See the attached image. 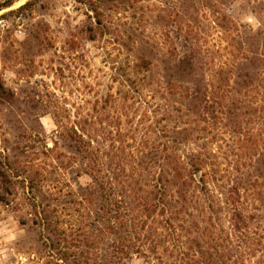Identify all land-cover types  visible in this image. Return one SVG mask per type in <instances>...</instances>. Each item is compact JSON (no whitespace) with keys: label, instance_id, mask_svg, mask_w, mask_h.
<instances>
[{"label":"rangeland","instance_id":"rangeland-1","mask_svg":"<svg viewBox=\"0 0 264 264\" xmlns=\"http://www.w3.org/2000/svg\"><path fill=\"white\" fill-rule=\"evenodd\" d=\"M8 1L0 0V172L13 177L10 203L0 202V264L61 263L63 252L74 251L45 240V217L57 239L71 243L77 233L81 250H95L104 261L106 231L93 222V204L79 189L92 179L61 137V126L99 149L102 173L132 188L133 200L166 169L153 154L184 150V130L191 128L216 156V164H204L198 176L206 174L221 202L235 185L249 217L247 231L237 235L242 239L232 236L233 260L239 244L244 264H264V99L257 87L264 86V67L249 93L251 106H239L235 133L225 121L205 123L186 111L179 96L184 84L168 75L173 60L193 47L214 82L224 84L226 75L214 72L241 56L247 32L264 58V0H13L2 7ZM142 59L150 62L147 70L139 66ZM137 210L153 233L159 218ZM206 221L183 223L184 246L194 238L212 253L227 245V209ZM126 263L148 264L140 255Z\"/></svg>","mask_w":264,"mask_h":264},{"label":"trees","instance_id":"trees-1","mask_svg":"<svg viewBox=\"0 0 264 264\" xmlns=\"http://www.w3.org/2000/svg\"><path fill=\"white\" fill-rule=\"evenodd\" d=\"M12 1H8L2 7L10 6ZM255 38L253 32H247L240 44L241 56L235 58L228 69L221 68L219 72H214V77L223 78L222 74L226 75L224 84L214 82L213 76L209 75L205 68L203 56L193 47L173 60L168 75L171 79L184 84L179 96L186 111L201 117L205 123L225 121L224 126L229 127L231 133L236 132L237 111L243 108L239 106L247 103L251 106L249 93L253 91L257 77L261 73L258 68L264 67V58L257 56L253 49ZM223 64L228 66L225 62ZM139 66L147 70L150 62L142 59ZM257 87L263 91L258 94L264 99V86L260 84ZM238 97H247V102ZM61 128H63L61 137L68 141V146L86 162L84 173L91 177L92 184L79 188L83 192L81 198L93 204L91 211L93 222L104 226L107 244L104 249V261L100 262L95 250L93 253L90 249L81 250L82 241L77 233L74 234L71 243H68L66 238L57 239L56 235L51 233L53 229L45 217L43 225L47 227L49 233L45 240L51 245L54 241L56 244L62 241L65 245L64 249L68 245L74 250L70 253L63 252L59 258L61 263L55 264H127L126 261L132 255H140L148 264H244L243 260L238 259L241 255L239 244H235V260H233L234 253L230 251L232 236L236 235V238L242 239L237 235L247 229L249 219L248 214L240 208L237 201L239 190L235 185L230 186L227 199L221 202L215 196L214 188L204 179L206 174L198 176L204 164H216V156L211 151H207V143L197 142L199 136L193 137L191 128L184 130V144H186L184 150L174 146L168 152L165 149L153 154L154 163L166 164V169L160 168L157 179L145 182L144 195L135 200L132 199V188L114 184L102 173L100 166L103 163L98 154L99 149L90 141H85L75 130L66 129L64 126ZM172 143L181 142L173 138ZM7 168L11 171L9 164ZM0 177V189L3 191L0 192V202L7 205L10 200L6 195H12L9 192L11 184L9 179L13 174L7 175L1 171ZM135 203L137 205L133 207ZM222 203L226 206L224 207ZM44 206L43 212H46L48 205ZM137 209H140V213L147 219L159 218L153 233L146 231V221L137 219L135 215V212L139 211ZM189 209L199 214L193 215ZM226 209L232 225L229 235L226 234L223 238L226 246L213 248L212 253L211 246L200 238H194L189 247L184 246L179 230L183 229L185 224L191 225L192 222L198 225L203 223V218L207 220L205 224H209L213 216ZM78 210L75 208V212ZM180 215H188L189 220ZM92 246L94 247V244Z\"/></svg>","mask_w":264,"mask_h":264}]
</instances>
